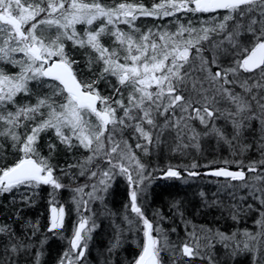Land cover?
<instances>
[{
  "label": "snow or ice",
  "instance_id": "snow-or-ice-1",
  "mask_svg": "<svg viewBox=\"0 0 264 264\" xmlns=\"http://www.w3.org/2000/svg\"><path fill=\"white\" fill-rule=\"evenodd\" d=\"M189 14L195 20L181 22ZM141 18L175 23L145 30L137 25ZM76 49L84 50L83 68ZM257 123L258 138L247 142L245 133ZM49 132L45 155L42 134ZM166 135L174 153L200 151L202 139L215 138L241 157L204 165L205 175L227 181L220 189L229 190L227 202L199 195L203 208L219 210L217 220L240 225L254 216L252 229L195 225L175 201L171 208L185 232L177 243L170 239L177 228L163 227L169 217L162 210L145 214V181L155 170L146 169L136 150L147 155ZM59 146L85 155L54 164ZM253 148L259 159L245 163ZM199 167L194 161L184 173L199 176ZM161 171L165 178L182 176L180 166ZM80 177L88 182L71 188L79 219L57 264H85L98 227L91 205L103 202L119 177L128 184L129 202L126 228L115 225L110 255L123 247L125 231L135 229L142 241L128 264H163L164 252L172 264L184 258L222 264L217 246L223 264L241 254L264 264V0H152L150 6L144 0H0V196L13 194L15 202L18 194L27 207L42 186L50 187L48 232L61 235L66 213L56 195ZM27 227L32 236L39 231L38 223ZM0 236L7 237L0 264H19L34 248L7 224H0ZM45 242L34 250V264H41Z\"/></svg>",
  "mask_w": 264,
  "mask_h": 264
},
{
  "label": "trees",
  "instance_id": "trees-1",
  "mask_svg": "<svg viewBox=\"0 0 264 264\" xmlns=\"http://www.w3.org/2000/svg\"><path fill=\"white\" fill-rule=\"evenodd\" d=\"M144 2L150 6L152 0H144ZM169 19L155 20L153 18H141L137 21V25L145 30L155 25L171 27L175 23V20H171V23H169ZM189 19L195 20L189 14L187 17L182 16L181 22L186 23ZM68 47L71 50V44ZM73 55L81 61V67L83 68L85 60L84 50H73ZM100 86L102 89L107 90L105 84L102 83ZM254 127L256 129L255 131L245 133L247 142H251L253 138H258L259 136L258 123ZM51 136V132L42 134L41 146L45 155L47 154L46 144ZM132 143L134 144L135 141H132ZM172 147L173 139L171 136L166 135L164 142L158 148L150 149L147 155L141 150H136L138 157L145 164L146 169L148 171L155 170L153 172L154 178L150 181H145L146 187L141 201L144 205L145 214L151 218L157 210H162L163 214L169 217L168 220L163 222V227L169 230L172 227L177 228L176 233H170V239L177 243L185 237V232L180 217L171 208V205L175 201L182 202L185 217L195 225L204 224L216 226L226 231H232L235 227L252 229L254 227V216L246 218L240 225H236L233 221L226 218L217 220L220 217L219 210L215 208H203V200L199 195L200 192H204L209 201L212 199H220L227 202L229 190L224 189V193H220L218 192L220 189L218 186L209 184L208 180H216V178L207 177L203 174L204 171L208 170L204 165H207L212 160H234L241 157L239 155L234 156L232 154V148L222 142L218 143L215 138L202 139L200 151L189 149L185 154H180L174 153ZM83 155H85L83 150L74 151L70 154L63 146H59L53 163L63 166L68 163H74L75 158H80ZM243 158L245 163H247L249 159H259V153L253 148ZM11 159L13 157L9 156V160ZM194 161L201 165V167L194 169V171H198L201 174L199 176L189 177L184 173V166L190 165ZM169 165L180 166L182 172L181 178L163 177L161 170L166 169ZM216 166L213 165L212 167ZM219 166L224 165L220 164ZM229 167L234 170L236 168L234 164ZM73 171L75 172L76 170L73 169ZM180 179L186 180V182ZM87 182V177H80L78 180L72 182L69 188L60 190L56 195L57 206L63 205L66 211L64 228L59 230L61 235H53V233L48 232L51 215V205L49 203L51 197L49 193L52 189L50 187L42 186L39 190V195L35 197V203L27 207L20 205L18 194L16 195L15 202L13 200V194L0 196V224L11 226L18 238L25 239L26 242L34 245V248L30 249L27 254L22 253L18 257L19 264H34L33 252L35 249L40 248V242L45 240L46 242L43 244L44 255L41 258V264H57L61 253L69 246L68 240L72 235L74 225L79 219L75 204L72 200L74 193L71 188ZM65 183H69V181L66 179ZM128 202V184L125 179L119 177L110 188L104 201L95 202L91 206L92 212L95 213L93 219L98 227L91 234L92 238L89 241L85 264H128V261L139 254L140 249L137 245L142 241V233L136 232L135 229L132 232L125 231L124 245L117 253L110 255L108 252V248L113 239L115 225L119 224L126 228L123 215L125 213L124 206ZM18 208L21 209L19 212H17ZM103 212H106L108 216L104 217ZM91 214L85 213V215ZM29 222L39 224V231L36 232L35 236L31 235L32 230L27 227ZM6 241V236H0V244ZM215 251L217 258L223 264L225 258L224 250L217 246ZM0 252H2V247H0ZM162 260L163 264H172V254L170 252L162 253ZM181 264H202V262L200 260L188 261L187 258H184ZM227 264H252V257L250 254H241L235 260L228 259Z\"/></svg>",
  "mask_w": 264,
  "mask_h": 264
},
{
  "label": "rangeland",
  "instance_id": "rangeland-1",
  "mask_svg": "<svg viewBox=\"0 0 264 264\" xmlns=\"http://www.w3.org/2000/svg\"><path fill=\"white\" fill-rule=\"evenodd\" d=\"M238 159H240V158H238ZM224 166H225V165H224ZM234 166H236V165L234 164ZM121 178H123V177H121ZM123 179H125V178H123ZM180 180H182V179H180ZM182 181H185V182H186V180H182ZM208 183H209V184H212V185H216V186H218V188L221 189L222 186H223L224 184L227 183V181H225V180H220V179H216V180H208ZM234 183H238V182H234ZM220 189H219L218 192H220V193H224V191H221ZM86 191H87V189H86ZM96 202H101V201H96ZM94 203H95V202H94ZM94 203H93V204H94ZM93 204H92V205H93ZM92 205H91V206H92ZM65 213H66V211H65ZM103 216L106 217V216H108V215H107L106 212H103ZM65 218H66V215H65ZM64 223H65V221H64Z\"/></svg>",
  "mask_w": 264,
  "mask_h": 264
},
{
  "label": "water",
  "instance_id": "water-1",
  "mask_svg": "<svg viewBox=\"0 0 264 264\" xmlns=\"http://www.w3.org/2000/svg\"><path fill=\"white\" fill-rule=\"evenodd\" d=\"M232 170H234V169H232ZM208 170H206V171H204V175H205V173L207 172ZM205 176H207V177H211V178H216V177H213V176H209V175H205ZM216 179H222V180H225L224 178H216Z\"/></svg>",
  "mask_w": 264,
  "mask_h": 264
}]
</instances>
